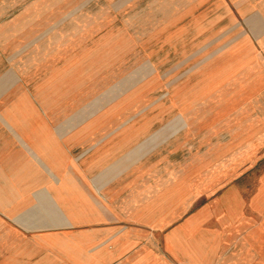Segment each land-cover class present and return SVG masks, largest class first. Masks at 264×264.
I'll use <instances>...</instances> for the list:
<instances>
[{"label": "rangeland", "instance_id": "rangeland-1", "mask_svg": "<svg viewBox=\"0 0 264 264\" xmlns=\"http://www.w3.org/2000/svg\"><path fill=\"white\" fill-rule=\"evenodd\" d=\"M28 133L33 159L62 145L34 163L33 180H47L41 168L69 175L97 160L122 170L114 192L128 185L133 202L192 198L177 224L229 197L193 222L192 245L218 234L210 264L236 262L246 244L255 252L237 263L264 264V0H0V138ZM8 168L0 163L2 204ZM130 217L112 227L128 228L133 245L107 264H174L163 249L172 227L159 231L157 214ZM20 238L0 236V264H86L95 254L75 249L87 237L45 238L37 250Z\"/></svg>", "mask_w": 264, "mask_h": 264}, {"label": "crops", "instance_id": "crops-1", "mask_svg": "<svg viewBox=\"0 0 264 264\" xmlns=\"http://www.w3.org/2000/svg\"><path fill=\"white\" fill-rule=\"evenodd\" d=\"M32 135L28 133L24 134L23 138H12L10 134H7L9 138H0V141L7 142L0 143V163L9 167L6 171L8 175L5 176L7 180L4 186L8 190V202L4 204L0 202V236L3 234V236L12 239L19 235L22 237L19 243L22 242L27 246L29 243L32 244L31 250L33 247L36 250L40 249L38 248L39 245L42 247L40 242L45 238L47 241L59 239L58 244L60 245L65 235L75 236V238L87 237L86 245L78 244L79 246L75 248L79 251L88 248L87 250L91 254L95 250L94 256H90L89 263L86 264H107L108 261L114 259V252L118 251V254H121V258H123V255L128 253L133 245L129 238L128 228L124 229L125 233L121 232L120 236H117V230L112 227L113 221L124 222L125 219L128 221L129 216H133V223L139 225L141 223L138 220L142 215L149 218L157 214V220L160 223L159 231L161 228L172 227L164 235L163 249L174 264H210L213 261V254L218 245L216 238L218 234L211 235V239L207 237V242L210 240L208 245L201 242L200 245L193 246L192 240L195 234L192 232L195 226L193 222L201 220L203 224L206 215L215 206L224 204L229 197L223 195L217 198L210 203L211 207L208 205L202 207L191 214L189 218L177 224L181 209L184 208V211H187L194 203L192 198L181 202L179 206L168 203L167 197H164V203H161V199L157 198V195L151 197L152 202L141 203L149 197L141 198L139 193L134 197L136 202H133V200H129L131 189L128 185L125 184V187L121 186V190L114 192L115 186L122 184L127 179V176L123 177L122 170H114L112 165H99L97 160H91L90 164L85 167L83 165H75L76 168L72 166L69 175L65 174L66 167L64 166H61L63 169L55 168L53 170L41 168L37 171L48 174L47 180H33L34 163L36 164L37 161L44 163L48 161L49 163V157H52L51 152L54 149L49 150L48 147L55 146V149H61L62 145L45 144L42 149L44 152L41 150L43 154L33 159L31 154L34 150L33 147L37 144L34 143L36 139ZM18 141L24 143H17ZM2 147H5L6 150L14 148L21 153H16L17 155L14 156L10 154L1 156ZM109 151H112V148L108 149ZM35 166L42 167V165ZM114 172L118 173L117 176L113 175ZM121 178L124 180L121 181ZM32 190L39 191V196H32ZM134 191L137 192L136 189ZM255 204L257 203L255 202ZM132 213H137V216L134 217ZM27 236H30V239ZM219 241L220 244L222 241L224 242V239ZM10 243L12 242L9 241V245ZM96 246L99 247L98 250H96ZM236 250L237 256L233 259L237 261H233L232 264H239L237 262L241 258V252H255V248L247 244L239 245ZM9 259L11 260V258ZM10 260L4 261V264H12ZM249 260L251 262L253 256H249ZM127 262L128 260L125 262L122 260L120 264ZM141 262L138 259L136 264ZM35 264L45 263L42 261Z\"/></svg>", "mask_w": 264, "mask_h": 264}]
</instances>
